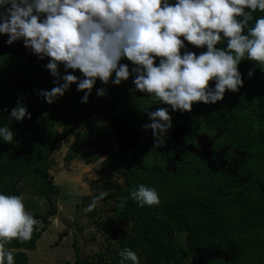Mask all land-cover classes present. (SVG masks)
Masks as SVG:
<instances>
[{"label": "trees", "instance_id": "16d2710c", "mask_svg": "<svg viewBox=\"0 0 264 264\" xmlns=\"http://www.w3.org/2000/svg\"><path fill=\"white\" fill-rule=\"evenodd\" d=\"M260 17H264V12L257 10L248 27H253L255 19ZM243 34H247V29ZM179 38L184 43L181 55L192 52L198 56L207 50L206 46L195 47L183 36ZM226 46V38L216 45L217 48ZM160 59L155 58L154 66L159 65ZM34 69L32 64L13 54L0 56V127L7 126L15 133L11 143H5L0 137V194L22 196L24 187L32 188L40 197L56 194L59 186L52 183L49 175L53 164L50 155L60 137L56 127L63 124L66 129L75 116L91 111L96 100L103 101L109 94L114 104L113 116L123 113L132 128L144 129L143 125L151 123L148 112L163 107L171 116L172 127L168 131L188 125L208 135L220 130L214 150L225 147L227 156L236 152L247 154L238 169V177L210 170L204 160L187 150L180 159L174 160L172 169L140 166V160L158 150L174 159V138L164 136L160 147L154 146V138H144L131 149H116L108 125L95 128L88 124L87 131L79 135L80 144H86L91 131H95L92 145L103 148L102 165L121 177L120 182L108 179L99 185L93 184L91 195L95 198L101 191L107 193L99 201L113 208L110 216L115 230L106 229L111 240L92 258L81 255L75 238V259L67 264H120L119 253L126 247L138 255L140 264H179L183 253L174 234L181 233L187 236V247L207 254L201 264H264V68L254 61L242 60L238 65L243 80L239 90H226L222 100L215 104L201 103V109L195 103L191 112L172 111L169 105L156 101H136L133 84L111 85V80L106 85L93 86L87 102L83 103L85 93L77 89L84 78L82 74L65 91V102L55 99L48 104L40 92L44 86L51 90L63 80L57 82L53 76V82L44 85L45 80L34 75ZM209 87L214 89L215 80L209 81ZM35 88L40 91L36 92ZM99 89H104L105 95L98 96ZM18 101L27 107L31 118L26 115L18 122L9 117ZM202 114H205L203 122L200 121ZM183 138L186 144L194 141L191 132H185ZM76 156L71 149L65 160ZM96 158L97 155L86 154L82 160L89 164ZM140 184L156 190L159 205L139 207L130 198L131 191ZM26 206L32 208L28 213L43 225L40 228L34 225L31 240L5 244L6 250L13 254L14 264H27L26 250L36 249V240L50 222L49 213L38 211L36 202ZM123 222L125 227L121 226Z\"/></svg>", "mask_w": 264, "mask_h": 264}, {"label": "clouds", "instance_id": "9594fccd", "mask_svg": "<svg viewBox=\"0 0 264 264\" xmlns=\"http://www.w3.org/2000/svg\"><path fill=\"white\" fill-rule=\"evenodd\" d=\"M0 8H6L0 12V34L8 35L7 43L23 38L24 46L34 54L50 58L47 69L57 82L63 80L50 91L40 92L48 104L77 82L75 75L59 76L60 63L84 77L77 89L85 93L82 102L86 103L97 78L105 85L113 73L115 85L129 78L128 66L119 64L126 58L136 66V90L180 112H191L197 102L215 104L226 90L238 91L243 85L238 71L242 60L264 68V17L248 27L253 13L264 12V0H176L175 4L168 0H0ZM40 14L45 15L43 21ZM245 29L247 34H243ZM181 36L207 50L198 56L181 55ZM224 38L226 48H217ZM156 57L161 58L158 66H154ZM212 80L214 89L209 87ZM97 95H105L104 89ZM26 115L31 118L18 101L9 117L19 122ZM148 117L151 123L142 127L152 130L154 146L160 147L172 127L171 116L161 107L148 112ZM14 135L9 127H0L5 143H11ZM106 195L101 191L85 212H91ZM130 198L139 207L160 203L156 190L143 184L131 191ZM36 224L21 196L0 194V264H14L5 244L31 240ZM119 255L120 264H140L138 255L127 247Z\"/></svg>", "mask_w": 264, "mask_h": 264}, {"label": "rangeland", "instance_id": "374dc122", "mask_svg": "<svg viewBox=\"0 0 264 264\" xmlns=\"http://www.w3.org/2000/svg\"><path fill=\"white\" fill-rule=\"evenodd\" d=\"M113 106L110 96L103 101L96 100L91 111L75 116L66 129L63 124L56 127L60 137L50 155L53 164L49 169V175L52 183L59 186L58 192L48 197H40L32 188L24 187L21 196L26 212L32 211V208L26 205L36 202L39 205L37 210L42 213L48 212L50 220L46 230L36 240V249L26 250L27 264H67L74 261L76 251L73 240L75 238H78L77 245L81 255L92 258L98 251H103L107 241L111 240L106 229L115 230L110 216L113 208L106 202L98 201L91 212H85V209L93 200L91 196L94 190L93 184L99 185L108 179L120 182L121 177L112 169L102 165L105 159L103 148L96 149L92 145V140L97 133L91 131L88 142L84 145L80 144L79 135L87 131L88 124H93L95 128H99L100 124H105L110 128V139L116 149H131L140 138L151 134L149 131L144 132L132 128L123 113L118 118L114 117ZM184 129L177 128L173 131L177 136L178 152L185 149L183 142L179 140ZM197 142L194 150L198 155H204V150H209L210 143L205 138H199ZM71 149H74L77 156L66 161L65 156ZM86 154L97 155V158L87 164L82 160ZM246 157L247 154L244 152H239L234 156L231 164L233 173H238L237 169ZM219 158L220 153L213 155L210 163H215ZM139 165L168 167L166 156L161 150L152 152L147 158L140 160ZM213 167L214 165H211V169ZM51 206L53 209L50 210ZM42 225L41 221H37L39 228ZM121 226L125 227V223L123 222ZM174 235L183 253L179 264H199L207 256L205 252L194 247H187L188 239L185 233Z\"/></svg>", "mask_w": 264, "mask_h": 264}, {"label": "flooded vegetation", "instance_id": "af4514ba", "mask_svg": "<svg viewBox=\"0 0 264 264\" xmlns=\"http://www.w3.org/2000/svg\"><path fill=\"white\" fill-rule=\"evenodd\" d=\"M168 3L170 4H175L176 3V0H168ZM6 7H10V5L6 6ZM6 11V8H0V12H5ZM43 19H45V15L44 14H40V21H42ZM3 35H7V34H0V36H3ZM13 55L17 56L18 59L20 60H24L26 62H28L29 64H32L34 67H36V70L34 69L33 70V74L34 75H40L41 78L43 77V79L45 80V84H51L53 82V75L50 73V71L47 69L46 65L49 63V60L50 58L45 56L46 59H45V62H41V58L39 59L36 54H34L32 52L31 49H28L24 52H19V53H14ZM2 56V55H1ZM119 64L121 65H127L128 66V69H129V78L126 80V81H121V85L124 86L125 84H133V81L134 79L136 78V73L133 72V69L134 67H136L135 65L132 64V62H130L129 60H127L126 58H122L120 61H119ZM58 73H59V76L62 78L64 75H67V74H72V75H75L76 77L81 74L79 70H72V69H65L64 65L62 63L58 64ZM115 79V73L112 74V76L110 77L109 81L111 80H114ZM102 85H105L103 84L98 78L94 84L95 87L97 86H102ZM113 85V83L111 84ZM110 85V86H111ZM135 86V85H134ZM136 89V88H135ZM35 91L36 92H39L40 90L39 89H36L35 88ZM43 91H50L49 88L47 86H44L43 88ZM110 96V94L108 95ZM134 96H136V101H152L154 102V98L149 96L147 93H143V92H140L138 90H135L134 91ZM111 97V96H110ZM42 99H44V97L42 96ZM56 99H60V100H63L64 101V97L63 96H59L57 97ZM65 102V101H64ZM199 104L198 108H202L201 107V103L202 102H197ZM83 114V113H82ZM80 115V114H79ZM121 115V114H120ZM119 115V116H120ZM124 115V114H123ZM78 116V115H77ZM118 116V117H119ZM115 117V116H114ZM116 117V118H118ZM125 117V116H124ZM203 118H205V114H202L200 116V121L203 122ZM126 119V118H125ZM127 120V119H126ZM128 122V121H127ZM129 124V123H128ZM100 126V125H98ZM177 128H182L184 129V131L182 132L181 134V137L179 138L180 141L183 142V145L185 146V149L181 152H178L177 151V141H176V138L177 136L175 135V133L173 132L174 130H176ZM134 129H137V128H134ZM139 131H149L151 132V134L148 136V137H145V138H150V139H153V135H152V130L151 129H137ZM174 130H170L168 131L164 136H168V137H173L174 138V141H175V152H176V157L174 159H169L166 157V164H167V168H174V160H178L180 159V155L184 154L185 151H189V152H192L193 154H195L197 157H199L200 159L204 160L205 164L207 165V167L210 169V170H213V171H218L220 170L221 172H228L230 174H232L233 176H236L238 177V173L235 174L232 172V169H231V164H232V161L234 159V156L239 153V152H236L234 155H230L227 156V148H221V149H216L214 150L213 149V144L214 142L216 141L217 137L219 136L220 134V130H215L214 133L212 135H208L206 133H202V132H197L195 127L194 126H191V125H188V126H178L176 127ZM185 132H191L192 135H193V138H194V141L193 142H189V143H185V139L183 138V134ZM199 138H205L209 143V150L206 151L204 150L205 154L204 155H198V153H196V151L194 150V147H197V144H198V140ZM142 139L144 138H140L139 141H141ZM137 141L135 143V145L139 142ZM220 153V158L215 162V163H210L211 162V158L213 155L215 154H219ZM165 155V154H164ZM166 156V155H165ZM190 163H191V160H188ZM211 165H214L213 169H211ZM157 167V166H156ZM240 167V166H239ZM238 167V168H239ZM238 170V169H237ZM187 245L189 246V242L187 240ZM197 249V248H196ZM200 250V249H198ZM202 251V250H200ZM204 252V251H202ZM207 255V254H206ZM204 260V259H203ZM203 262V261H202ZM201 262V263H202ZM199 263V264H201Z\"/></svg>", "mask_w": 264, "mask_h": 264}, {"label": "water", "instance_id": "95a60500", "mask_svg": "<svg viewBox=\"0 0 264 264\" xmlns=\"http://www.w3.org/2000/svg\"><path fill=\"white\" fill-rule=\"evenodd\" d=\"M8 39H9L8 35L0 36V56L4 55V54H14V53H19V52H24V51L30 49V48H26L24 46L23 38H21L17 41H14L10 45L7 43ZM38 58L40 59V57H38ZM45 59H46V57H44L43 59H40V60H41V62H45ZM24 101H25V99H24Z\"/></svg>", "mask_w": 264, "mask_h": 264}]
</instances>
